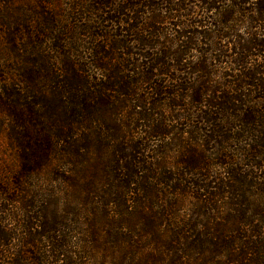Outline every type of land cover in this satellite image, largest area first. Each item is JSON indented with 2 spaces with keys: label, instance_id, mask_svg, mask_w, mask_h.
<instances>
[{
  "label": "trees",
  "instance_id": "16d2710c",
  "mask_svg": "<svg viewBox=\"0 0 264 264\" xmlns=\"http://www.w3.org/2000/svg\"><path fill=\"white\" fill-rule=\"evenodd\" d=\"M115 1H73L69 8L73 12L71 15H94L97 26L90 28L94 31L92 33L89 28L85 29L89 38L87 44H90L86 50L88 60L81 63L76 60L75 63L73 59L80 54V50L70 47L68 53L61 57L62 70L57 68V62L43 54L41 49L44 42L38 43L37 38L38 34L45 39L47 37L40 27L36 31L28 25L24 26V35L31 33L28 39L21 41L16 21L11 22L10 18L0 16V27L5 28L2 39L9 46L0 50V54L4 52L9 56L12 53L20 57L16 64L18 68L11 67L4 71L0 64V133L7 138L16 162L12 180L1 182L10 188H0V228H6L11 223L16 227L8 230L5 239L0 237V249L7 247L8 239L13 241L20 235L34 233L35 241L30 244L37 248V244L44 243L42 248L45 249L46 261H40V264H77L81 257L72 247L75 240H79L77 230L71 232L61 222L47 226L52 225L50 221L55 216L45 205L51 202L48 206L56 209L59 204L57 192L69 186L72 190L70 199H79L88 205L92 215L99 204L118 217L120 225H117V231L124 232L126 238L120 233L112 237L111 244L116 251L112 264H264L262 205L259 213L253 214L260 218L254 222L247 220L250 214L248 206L240 208L239 202H234L233 209L226 211L224 226L209 227L208 222H199L190 217L198 216L195 213L181 219L172 204L166 207L163 217L155 215L152 210L157 206L153 204L159 200L160 190L139 185L145 171L144 159L150 152L149 144L146 145L147 141L143 138V143L137 140L132 144V132L136 131H126L131 123L134 125L138 122V127L146 129L144 133L152 138L151 141L174 134H188L185 127L192 121L188 113L197 110L198 114L202 109L211 116L199 117L198 122L201 120L205 127L213 128L216 136L218 126L224 124L223 113L232 114L227 120V124L230 121L235 123L231 131L243 127L253 129L255 125L251 122L250 125L242 124L238 113L251 110L254 104L264 103V60L255 65L249 61L254 55L264 58V0H255L252 8H248L250 0H201V12L212 15V18L207 16L201 21H191L189 18L186 25H176L177 29L169 31L156 27L188 15L181 6L185 0H160L162 12L147 4V0H128L125 6H115ZM14 2L0 0V5L11 8ZM223 4L227 5L224 7ZM42 9L46 10L47 7ZM52 17L43 16L42 21L47 26H54ZM146 18L149 23H146ZM191 22L195 23L191 25ZM111 25L118 26L116 32L119 34L114 31L115 34L108 37L103 29ZM241 26H245V36L237 34ZM193 27H198L195 28L197 31ZM147 31L149 36L145 39L141 34ZM60 33L66 32L61 30ZM74 38L66 39L72 41ZM56 39L65 41L60 34ZM223 42H227L226 47L222 46ZM198 43L206 45L199 60L196 64L185 65V58ZM156 48L160 58L151 61L147 51ZM56 50L57 46L48 47L50 54ZM226 51L230 53L228 56ZM219 56L227 60L234 74L219 72L221 82L218 83L212 67L215 63H221ZM11 58L9 62L13 64ZM60 73L65 76L60 77ZM171 73L198 77L197 100L182 97L181 92L186 88L176 84L180 78L172 77ZM160 76L168 77V81L176 85L170 87L168 83L161 84L157 80ZM169 88L173 91H168ZM178 99L184 100L185 104H178ZM123 102L138 111L130 112L122 119L125 130L122 129L121 115L116 108L117 104L122 105ZM158 124L159 127L156 126ZM104 137L114 140L119 137L120 144L111 148ZM244 139L240 136L226 138L225 142H234L239 146L232 151L222 150L227 160L217 164L224 167L230 185L228 183L217 189L210 187L208 168L201 164L183 165V177H203V181L190 183L183 179L184 190H176L172 186L174 179L168 176L160 179L162 186L168 188L171 197H179L180 194L186 196L193 191L204 193L199 194L204 197L207 189H215L212 199L220 200L222 196L229 195L236 201L239 193L233 194L237 193L238 187L231 184L244 183L246 176L243 169L259 168L255 161L260 160L262 167L264 164V143L257 148L261 150L257 154L254 150H246L242 145L246 142ZM142 156L143 159H140ZM38 179H49L48 184L43 181V185L53 188L50 194L41 190L40 194L47 195L32 199L23 196L28 194L24 187L37 184ZM255 185L250 187L255 190ZM234 187L236 189L233 190ZM143 191L146 195H154V192L155 195L150 208H146L148 214L141 218L143 222L138 227L136 219L129 218V215L133 214L132 206L142 203L137 197ZM12 207L16 212L9 213ZM88 214L85 217L90 219ZM94 214L98 215L97 212ZM141 235L148 238L134 241L135 236ZM123 241L129 244L127 250L122 246ZM139 242L142 248L151 250V254L143 259L140 258L143 249L135 246Z\"/></svg>",
  "mask_w": 264,
  "mask_h": 264
},
{
  "label": "rangeland",
  "instance_id": "374dc122",
  "mask_svg": "<svg viewBox=\"0 0 264 264\" xmlns=\"http://www.w3.org/2000/svg\"><path fill=\"white\" fill-rule=\"evenodd\" d=\"M74 0H15L14 4L11 8H6L4 5H0V16L3 17V19L10 18L11 22L16 21L17 23V32L18 37L21 39V41L26 40L29 38V35L25 36L26 29H24L26 25L33 30L36 31L39 29L45 32L46 39L42 37V35L38 34L37 41L38 43L44 42L42 49L43 54L47 55L48 57L52 58L55 62H57L58 66L57 68L61 69V57L63 54L68 53V48H75L77 50H80V54H77L73 61L75 63L76 60H78L80 63L84 62V60H88L87 57V47L90 46V44H87L89 42V38L87 36V32L85 31L86 28H89L90 33L94 32L90 30L92 26H97V17H94V15H79L73 16V12L70 11V5L73 3ZM225 1V0H223ZM147 4L153 6V8L156 11H161L162 6L160 0H147L145 1ZM128 2V0H116L115 6H125ZM255 3V0L249 1V7L252 8V4ZM224 7L227 4H223ZM182 9L184 13H187L188 15L182 16L178 20H173L171 22H167L166 24L158 25L156 28L159 30H171V29H177L176 25H181V27L188 23L191 18V21H201L204 19V17H207L208 14H205L201 12V0H185L182 4ZM47 9H42V8ZM200 7V8H199ZM37 13H39L37 15ZM110 14V13H109ZM108 14V15H109ZM162 14V13H161ZM107 15V16H108ZM112 16V14H110ZM43 16H53L51 19L55 23L54 26L46 25V22L42 21L44 20ZM73 17L71 20L70 17ZM103 17H105L103 15ZM162 17V16H161ZM208 17H213L212 15H209ZM75 18V20H74ZM147 20V18H146ZM149 20L146 21V23ZM163 21V19L161 20ZM149 23V22H148ZM195 22H191V25H193ZM175 25V26H173ZM75 26H78L75 28ZM108 26V25H107ZM32 27V28H31ZM118 26H109L106 29V35L113 36L115 32L117 31ZM121 28V26L119 27ZM194 30L197 31L198 27H193ZM5 28L0 27V50L7 49L9 46L5 43V41L2 39L3 33ZM29 29V31H30ZM34 30V31H35ZM61 30H65L66 33H60ZM239 32L238 35L245 36V26H241L238 28ZM3 31V32H2ZM96 31V30H95ZM99 30H97L98 32ZM115 31V32H114ZM259 34L261 30L258 31ZM257 32V33H258ZM263 32V31H262ZM59 34L64 38L65 41L59 42L57 39L54 40L56 37H59ZM83 34V35H80ZM116 34H119L116 32ZM66 35V36H65ZM75 37L72 39V41H68L66 38ZM141 36L145 39L149 36L148 31L146 33L141 34ZM61 38V37H60ZM120 40V39H117ZM36 41V43H37ZM227 42H223L222 46L225 45L226 47ZM93 45V44H92ZM53 46H57L56 52L50 54L48 52V47L53 48ZM228 46V45H227ZM206 48V45L203 43H198L195 47V50H192L190 54L185 58V65H191L196 64V62L199 60L201 53L203 52L202 49ZM87 50V51H86ZM1 51V52H2ZM145 53V52H144ZM151 55V61L156 59V61L159 60V56L157 54V48L155 50H149L147 51ZM230 53L226 51V56H228ZM18 55L10 53L9 56L5 55L4 52L0 54V59H3L0 64L2 66V69L4 71H7V69L11 67H17V62H19L20 57H17ZM13 60V64L9 62V58ZM116 57V55H115ZM37 57L35 56V59ZM70 59V58H69ZM71 60V59H70ZM218 60H222V58L219 56ZM263 61V57L253 56L250 57L249 61L251 65H255L260 61ZM72 61V60H71ZM227 60L219 61L220 64L215 63L212 67L214 76L216 82H221V79H218L219 72H225L227 74H231L232 71L230 69V65L226 63ZM261 61V62H262ZM151 63V62H150ZM153 64V63H152ZM183 69L185 67H182ZM223 72V73H224ZM234 74V73H232ZM60 77H64L65 74H58ZM173 76H178L180 80L176 82V84H181L183 88H186L184 91L181 92L182 97L190 98V100L195 101L197 100V90L199 89V79L196 76H190L187 74H174L171 73ZM61 78V79H62ZM212 78V77H211ZM158 82L161 84H166L171 87L172 85H176L173 81H168V77L160 76V78H157ZM211 81V80H210ZM159 83V84H160ZM160 84V85H161ZM188 88V89H187ZM168 91H173L172 88H169ZM255 93V92H254ZM257 93L255 94V97H257ZM124 100V98H123ZM250 100V98H249ZM178 104H185L184 100L178 99ZM116 108L119 110V115H121L122 123V129L123 128V122L122 119L126 118L130 112H138L137 110H134L131 106L123 104H117ZM143 111V110H141ZM190 116V119H192L191 122H188L187 127H185V130H187L188 134H181L177 135L174 134V136H170L168 138L158 139L151 141L148 135H145L144 128H139L138 122L134 125L132 123L126 128V131L129 130H135L136 132L133 133V138L131 140L132 144L135 143V141L138 140V143H143L141 139L143 138L146 140V145L149 144L150 152L147 153L145 160V164L143 165V169L145 170L143 172V175L141 176V180L139 182V185L143 187H149L152 186L153 188L159 191L158 197L159 200L156 202V204H153V206H157L156 209L152 210V212L157 216H164L166 207L169 204L174 205V211L176 209L178 216L181 217V219H186L188 216H190L192 213L198 214V216H190L191 218L197 219L199 222H208L209 227H212L213 225H222L225 224L226 217V211L229 212L228 208L233 209V203L239 202L240 208L243 206H248L247 210H250V214L248 215V219H251L252 221L256 222L255 220H259L260 218L258 215L259 207L262 205V208L264 209V164L262 167V164L259 161L257 162V165L259 168L255 167H247L243 170L245 171L244 176H246V179L244 183L240 184H231L235 185L237 188V193L233 195H239V197H236V201H234L233 196L230 197L229 195H226V197H223L219 200L218 198L212 199V193H215V189H207L205 192L204 197H200L199 194H204L199 191L187 193L186 196H170L168 195V188L166 186H162V183L160 179L164 177L170 176L171 179H174L172 186L177 190H184L183 183L185 182H201L204 180L202 177H196V176H184V166H192V165H205L208 168V175H209V181H210V187H215L216 189L220 186H226L230 181L225 176L224 167L217 166L220 162H226V158L223 156L224 151H232L235 150L239 144L234 142H225L226 138H229L230 136H240L242 138L245 137L244 140L246 142H243L242 144L246 150H254L257 154L261 153L259 148L264 143V103L260 102L259 104L252 105L251 110H246L245 112H239L238 116L241 117L240 120L242 124L245 126L251 122L252 125H255L253 129H247V128H241L238 131H231V128L235 126L234 121H230L229 124H227L228 118H231L232 114L229 113H223V125L218 126L217 136L215 133V130L212 131L213 128H207L205 127V123L199 121V117L204 118H210L211 114L207 110H199V113L197 114V110L188 113ZM230 116V117H228ZM189 118V117H188ZM195 118V119H194ZM161 120V119H160ZM226 122V124H225ZM222 123V122H221ZM128 125V124H127ZM250 125V124H249ZM159 127V124L156 125ZM161 126V124H160ZM196 128H194V127ZM125 127V126H124ZM184 127H182L183 129ZM168 131V130H167ZM121 136V135H118ZM106 142H109L110 147L115 145H119V137L114 140L112 137H104ZM142 139V140H143ZM214 139V140H213ZM103 141V140H102ZM104 142V141H103ZM224 142V143H223ZM129 142L127 141V145ZM131 144V145H132ZM241 146V143H240ZM126 147V146H125ZM216 154H219L217 156ZM145 155V154H144ZM158 155L159 157H157ZM144 156L139 157L140 159H143ZM264 157V156H263ZM139 159V160H140ZM15 154L13 150L10 149L9 143L7 141V138L3 133H0V188L6 189L10 187H6L1 184V182H9L13 178V174L15 172L16 166H15ZM260 163V164H259ZM240 169H242L240 167ZM151 172V173H150ZM173 173V174H172ZM172 174V175H171ZM194 174V173H193ZM205 174V173H204ZM149 177V179H148ZM261 179H260V178ZM184 179V180H183ZM42 181V182H41ZM43 181L49 182V179L46 180H36L37 184L27 185L24 187L26 189V192L28 194H25L23 196L28 198H38L39 196H44L47 194L41 193L40 191H47L48 194L49 191L53 190V188L49 189V185H43ZM164 181V180H163ZM162 181V182H163ZM243 181V179H242ZM241 181V182H242ZM144 183H148V185H144ZM262 184L259 187H256L255 190L250 187L252 184ZM117 185V183H116ZM230 185V183H229ZM236 187L233 188L236 189ZM172 188V187H171ZM71 188L65 187L63 188L61 192L58 193L59 198V204L57 208L54 210L53 207H49L48 205L51 202H47L46 208H49V212H54V220L52 219L50 224L47 226H53L54 222H61L63 223L62 226H66L70 229L71 232L77 230L79 233L78 239L75 240L74 245H72L73 249L78 252L81 259L77 261V264H112L113 256L115 255L114 247L111 244L112 237L116 235L117 233L124 234L122 231H117V225L120 223L118 222V217L114 216L113 212H111L110 209L103 208L101 205L98 204V208L95 206V212L98 213V215H95L92 211H90L88 205L84 204L81 200L77 199L73 201L70 199L69 195L71 193ZM190 191V190H189ZM140 192V191H139ZM145 198H144V196ZM142 194H139V197H137L141 204L139 206L134 205L132 206V212L133 214L129 215V218H135V223H138V227L140 226V223L143 222L141 218H143L144 215L148 214V211H146V208H150V202L151 199H153L154 195L151 193L150 195H146V193L143 191ZM208 194V197L206 196ZM69 197V198H68ZM214 197V196H213ZM198 198V199H197ZM61 200V201H60ZM228 203V204H227ZM232 203V204H231ZM243 203V204H242ZM17 204L15 205V207ZM97 208V209H96ZM141 208H145V210H140ZM51 210V211H50ZM144 211L146 213H144ZM16 210L14 207L9 208V213H14ZM89 214H88V213ZM143 212V213H141ZM85 214H88L90 219L85 217ZM228 214V213H227ZM3 215H1L2 217ZM229 216V214H228ZM147 217V216H146ZM155 220V217H153ZM124 224V223H123ZM120 225V224H119ZM16 227L14 223H11L6 226V228H0L1 234L0 237L3 236L5 239L7 235L9 234L8 230H13ZM93 231V233L89 236V234ZM126 233H128L125 230ZM36 233V232H35ZM34 233H31L29 235H20L18 236L17 240H9L7 242V247H4L3 250L0 249V264H40V261L43 262L45 259V249L42 248L44 246V243L37 244V248L35 246L31 245V241L34 240ZM87 236V237H86ZM125 238V234L123 235ZM226 237H229V235H225ZM131 237V235H130ZM232 237V235L230 236ZM139 238H145L147 239V235H141V236H135L134 241H138ZM128 243L125 244V242H122V246L125 250L128 249ZM115 246V245H114ZM139 249H143L142 253L140 254V258L143 259L146 255L151 254V250H147L146 248H142V243H136L135 245ZM2 251H4L2 253ZM50 264V263H49ZM124 264H129V262H125Z\"/></svg>",
  "mask_w": 264,
  "mask_h": 264
}]
</instances>
